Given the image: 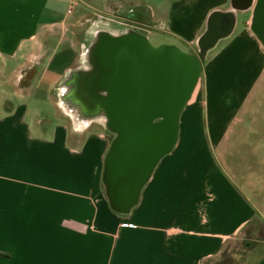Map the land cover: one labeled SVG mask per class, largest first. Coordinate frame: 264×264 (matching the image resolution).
<instances>
[{
  "label": "crops",
  "instance_id": "crops-1",
  "mask_svg": "<svg viewBox=\"0 0 264 264\" xmlns=\"http://www.w3.org/2000/svg\"><path fill=\"white\" fill-rule=\"evenodd\" d=\"M116 1L207 47L176 143L112 209L104 112L73 79L91 68L68 26L77 0H0V264H205L241 232L264 264V0H169L159 19L154 0Z\"/></svg>",
  "mask_w": 264,
  "mask_h": 264
},
{
  "label": "water",
  "instance_id": "water-1",
  "mask_svg": "<svg viewBox=\"0 0 264 264\" xmlns=\"http://www.w3.org/2000/svg\"><path fill=\"white\" fill-rule=\"evenodd\" d=\"M230 1L238 10L252 4ZM206 48L200 44L199 52L189 53L173 45L156 47L134 31L104 32L97 42L96 68L85 73L83 83L92 84L89 102L103 110L106 128L115 134L103 165L115 211L131 209L158 160L175 145L180 113L198 82Z\"/></svg>",
  "mask_w": 264,
  "mask_h": 264
},
{
  "label": "rangeland",
  "instance_id": "rangeland-1",
  "mask_svg": "<svg viewBox=\"0 0 264 264\" xmlns=\"http://www.w3.org/2000/svg\"><path fill=\"white\" fill-rule=\"evenodd\" d=\"M156 2V18H163L168 9L169 0ZM152 26L149 11L146 7L131 8L123 1L116 0H77L72 7L68 26L73 43L78 50V68H89L91 45L103 32L120 34L135 30L148 37L153 46L168 45L176 42L178 48L188 52L187 47L175 39L166 30ZM57 50L65 48V42L53 44ZM89 52V53H88ZM108 145L115 134L106 128ZM255 234L241 232L228 242L221 253V264H251L260 254L255 247Z\"/></svg>",
  "mask_w": 264,
  "mask_h": 264
},
{
  "label": "flooded vegetation",
  "instance_id": "flooded-vegetation-1",
  "mask_svg": "<svg viewBox=\"0 0 264 264\" xmlns=\"http://www.w3.org/2000/svg\"><path fill=\"white\" fill-rule=\"evenodd\" d=\"M132 31L137 32L135 30H132ZM139 33H141V32H139ZM102 37H104V32L101 33V35L98 37V39L95 42H93L91 45L90 57H91V60H93L95 65L97 64V61H96V53H94V49L96 47L97 42L100 41L102 39ZM94 64L91 66V68L88 71L93 72L95 70L96 67L94 66Z\"/></svg>",
  "mask_w": 264,
  "mask_h": 264
},
{
  "label": "trees",
  "instance_id": "trees-1",
  "mask_svg": "<svg viewBox=\"0 0 264 264\" xmlns=\"http://www.w3.org/2000/svg\"><path fill=\"white\" fill-rule=\"evenodd\" d=\"M221 253L222 251L218 255L208 259L205 264H221Z\"/></svg>",
  "mask_w": 264,
  "mask_h": 264
},
{
  "label": "bare ground",
  "instance_id": "bare-ground-1",
  "mask_svg": "<svg viewBox=\"0 0 264 264\" xmlns=\"http://www.w3.org/2000/svg\"><path fill=\"white\" fill-rule=\"evenodd\" d=\"M89 63H90V66L93 65L91 57H89ZM84 75H85V73H75L73 75V79L78 80V81L83 80L84 79Z\"/></svg>",
  "mask_w": 264,
  "mask_h": 264
}]
</instances>
